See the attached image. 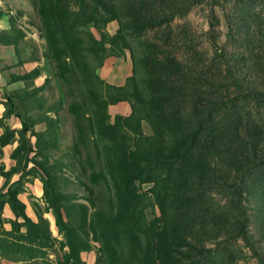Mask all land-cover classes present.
<instances>
[{
	"label": "trees",
	"instance_id": "trees-1",
	"mask_svg": "<svg viewBox=\"0 0 264 264\" xmlns=\"http://www.w3.org/2000/svg\"><path fill=\"white\" fill-rule=\"evenodd\" d=\"M32 1L50 56L60 67H67L62 55L68 54L88 91L87 100L69 104L78 140L85 144L92 136L99 175L113 181L107 205L96 203L91 210L64 192L45 190L67 247L61 264H84L80 253L89 245L88 233L100 244L102 256L97 264H206L217 245L233 240L243 242L255 264H264V220L256 222L251 231L244 205L263 179L264 126L252 115L239 118L236 111L237 99L264 106V74L258 64L264 57V17L233 9V33L241 41H254L247 47L250 60L246 67L232 69L230 63L242 57L233 52L232 59L220 50L216 53L219 60L212 58L207 66V58L184 28L172 42L168 36L164 44L181 45L189 60L162 55L156 41L145 40L142 55H130L132 75L123 85H113L103 82L96 68L108 50L127 49L126 30L160 27L202 4L209 5L210 17L216 19L213 8L219 0H128L138 14L126 23L120 19L115 0ZM111 21L118 23L113 34L105 31ZM89 25L97 34L83 29ZM52 49L58 51L52 54ZM138 63L143 70L140 81L135 76ZM230 90L238 96L230 99ZM129 99V114L115 115L113 122H107V106ZM83 104L90 109L86 122L81 119L85 117ZM8 105H14L12 98ZM143 120L152 129L149 135L142 130ZM0 139L4 145L7 137L2 134ZM37 139L38 148L41 141L48 149L57 147L50 123ZM16 173V166L8 171L0 167L3 186ZM136 182L151 186L140 191ZM216 194L229 202L232 212L224 214L206 206L207 199ZM149 200L159 210L151 220L144 215ZM5 204L15 217L10 220V234L24 229L18 238L25 244L12 243L17 253L27 246L48 245L49 230L27 216L17 187L0 193V213Z\"/></svg>",
	"mask_w": 264,
	"mask_h": 264
},
{
	"label": "rangeland",
	"instance_id": "rangeland-1",
	"mask_svg": "<svg viewBox=\"0 0 264 264\" xmlns=\"http://www.w3.org/2000/svg\"><path fill=\"white\" fill-rule=\"evenodd\" d=\"M115 2L123 23L128 22L131 15L138 14L131 8L128 0ZM233 9H238L237 12L239 9L240 12H255L264 17V0H219V5L213 8L216 19L210 17L209 5L202 4L160 27L144 32L126 30L124 36L127 49L108 50L102 63L96 68V73L105 83L123 85L133 73L130 55L135 53L136 56H141L145 40L156 41L160 46L157 52H162V55L171 54L182 61L189 60L190 55L182 51L181 45L164 44L168 36L172 42L184 28L193 35L196 41L194 45L207 58V66L212 58L219 60L216 53L220 50L225 51V55L232 59L233 52L242 57L240 61L230 63L233 65L232 69L237 70L238 66L246 67L245 62L247 61L248 65L250 60L247 47L252 46L254 41H241L233 33L230 26V22L235 19ZM117 27L118 23L111 21L105 31L113 34ZM83 29L92 33L96 31L91 25ZM52 50V54L58 51ZM62 59L69 63L67 67H60L50 56L41 19L32 0H0V136L5 134L7 137L4 145L0 139V167L3 171H8L12 166L19 169V173L13 174L6 186H3L4 176L0 175V193L5 192L9 186L17 187L18 198L24 203L27 216L34 222L42 223L50 234L47 246L31 245L22 253H17L12 243L25 244L18 238L24 229L21 228L20 233L10 234V220L15 217L5 204L0 213V239L3 240L0 242V263L3 264L63 262L67 247L46 200L45 190L50 193L64 192L71 201L84 204L91 210L96 203L106 206L113 188V181L109 177L102 179L99 175L95 158L96 144L93 147L92 136L85 144L78 140L74 114L69 109V104L72 101L82 103L87 100L88 91L81 75H78L70 64L68 54H63ZM89 60L92 66H96L92 58ZM258 64L260 74H264V57L259 58ZM135 76L139 81L143 77L139 63ZM232 92L230 90V99L238 96ZM9 98L14 101L12 107L8 105ZM129 100L108 105L107 122H113L115 115L129 114V102H132ZM236 104L239 118L244 120L252 115L264 126V106L256 107L240 99L236 100ZM83 105L85 117L82 116L81 119L86 122L90 109L87 104ZM49 123L56 131L57 147L48 149L49 146L41 141V148H38L37 138ZM24 124L26 128H23ZM141 126L145 134L152 133L145 120ZM94 138L96 139L95 136ZM18 146L19 151L14 153ZM136 185L140 191H146L151 186L149 183L140 182H136ZM1 198L5 199L3 195ZM244 205L252 223L250 230L253 231L254 224L264 220V211L261 209L264 208V174L256 193L250 195L249 202H244ZM206 206L224 214L232 212L229 202L219 194L208 198ZM144 215L147 220L159 215L153 200L148 201ZM85 238L89 245L80 253L81 259L84 264H97L98 257L102 256L100 244L91 240L90 233ZM206 264H255V258L241 240L224 241L210 252Z\"/></svg>",
	"mask_w": 264,
	"mask_h": 264
}]
</instances>
